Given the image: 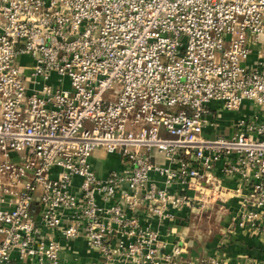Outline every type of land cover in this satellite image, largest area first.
<instances>
[{
  "label": "built area",
  "instance_id": "obj_1",
  "mask_svg": "<svg viewBox=\"0 0 264 264\" xmlns=\"http://www.w3.org/2000/svg\"><path fill=\"white\" fill-rule=\"evenodd\" d=\"M224 192L264 220V0H0V264H175L160 226Z\"/></svg>",
  "mask_w": 264,
  "mask_h": 264
},
{
  "label": "crops",
  "instance_id": "obj_2",
  "mask_svg": "<svg viewBox=\"0 0 264 264\" xmlns=\"http://www.w3.org/2000/svg\"><path fill=\"white\" fill-rule=\"evenodd\" d=\"M224 117L228 118V122L231 119L228 113ZM227 130L228 126L225 125L223 131ZM92 159L104 167L119 166L113 162L114 156L104 159L95 156ZM159 159H162V156H159ZM220 166L221 162L217 164L216 173L222 185L233 186L235 179L225 177ZM221 189L223 191L224 188ZM190 193L195 191L190 190ZM213 198H210L208 207L201 209L200 213H196V209L190 212L187 207L178 212L172 209L175 218L160 226L162 238L166 239L161 252L168 251L172 243L183 245L175 264H186L189 259L207 257L215 253L230 263H241L246 257L264 259V220L260 221L256 228H251L249 224L240 226L231 221V216L239 211L237 198L226 192L221 197ZM212 213L214 215L211 218ZM61 242L63 246L60 257L63 264H91L99 256L96 250L87 246L82 237L68 241L61 239ZM10 264H19L16 253H13ZM116 264L130 263L120 261Z\"/></svg>",
  "mask_w": 264,
  "mask_h": 264
},
{
  "label": "rangeland",
  "instance_id": "obj_3",
  "mask_svg": "<svg viewBox=\"0 0 264 264\" xmlns=\"http://www.w3.org/2000/svg\"><path fill=\"white\" fill-rule=\"evenodd\" d=\"M213 215H214V214L212 213V214H211V218H212ZM210 220H211V219H210ZM210 220H209V221H210ZM210 226H212V223H210Z\"/></svg>",
  "mask_w": 264,
  "mask_h": 264
}]
</instances>
